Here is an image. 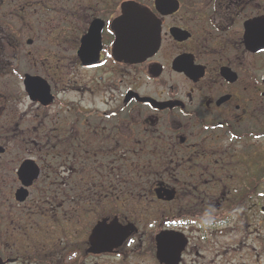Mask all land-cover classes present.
<instances>
[{
  "label": "flooded vegetation",
  "instance_id": "flooded-vegetation-1",
  "mask_svg": "<svg viewBox=\"0 0 264 264\" xmlns=\"http://www.w3.org/2000/svg\"><path fill=\"white\" fill-rule=\"evenodd\" d=\"M263 201L264 0H0V264H263Z\"/></svg>",
  "mask_w": 264,
  "mask_h": 264
},
{
  "label": "water",
  "instance_id": "water-1",
  "mask_svg": "<svg viewBox=\"0 0 264 264\" xmlns=\"http://www.w3.org/2000/svg\"><path fill=\"white\" fill-rule=\"evenodd\" d=\"M130 24L134 27L133 37L127 40V59H136V57H144L152 50L155 32L152 29L153 23L145 19L140 23L131 21ZM130 24L127 25L130 26Z\"/></svg>",
  "mask_w": 264,
  "mask_h": 264
},
{
  "label": "rangeland",
  "instance_id": "rangeland-1",
  "mask_svg": "<svg viewBox=\"0 0 264 264\" xmlns=\"http://www.w3.org/2000/svg\"><path fill=\"white\" fill-rule=\"evenodd\" d=\"M264 202V201H263ZM233 218V215L231 216ZM235 224H237V222H235ZM240 225H242V223H239ZM245 250H240V252H244ZM263 264H264V259H263Z\"/></svg>",
  "mask_w": 264,
  "mask_h": 264
}]
</instances>
